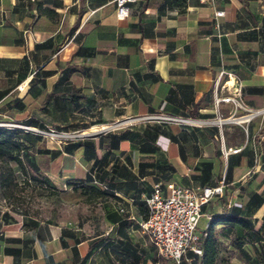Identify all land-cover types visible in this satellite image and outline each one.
<instances>
[{
    "label": "crops",
    "instance_id": "obj_1",
    "mask_svg": "<svg viewBox=\"0 0 264 264\" xmlns=\"http://www.w3.org/2000/svg\"><path fill=\"white\" fill-rule=\"evenodd\" d=\"M116 1L0 0V123L75 136L25 142L27 173L104 193L83 194L99 215L81 224L37 219L0 196V264H156L140 224L157 185L224 184L205 212L244 207L264 233V0H136L126 19ZM232 191L246 199L224 206Z\"/></svg>",
    "mask_w": 264,
    "mask_h": 264
},
{
    "label": "built area",
    "instance_id": "obj_2",
    "mask_svg": "<svg viewBox=\"0 0 264 264\" xmlns=\"http://www.w3.org/2000/svg\"><path fill=\"white\" fill-rule=\"evenodd\" d=\"M136 0H117V16L120 19L129 17V5ZM225 0H200L201 4L215 7ZM225 12L218 10L214 13L217 28H220L218 19L225 17ZM224 102H232L237 108L243 109V104L239 99L224 98ZM220 104V101H217ZM156 121H163L177 124H192L195 121L186 118L149 117ZM223 120H217L214 124H222ZM0 127L19 128L25 131H37L32 127L0 124ZM39 132V131H38ZM241 150H235L238 153ZM223 157L228 160L231 151L223 145ZM153 194L148 197L147 203L148 216L141 224L144 234L151 240L158 254L164 259L174 264H193L195 257H198V264H201L203 249L201 245L208 235V229L212 221V215L205 212V208L212 205L216 198L223 197L225 186L221 184L217 187H187L173 186L168 194H165L160 185H157ZM237 206V205H235ZM234 206V207H235ZM206 217L208 225L203 231L199 230L201 219ZM192 254V256H191Z\"/></svg>",
    "mask_w": 264,
    "mask_h": 264
},
{
    "label": "rangeland",
    "instance_id": "obj_3",
    "mask_svg": "<svg viewBox=\"0 0 264 264\" xmlns=\"http://www.w3.org/2000/svg\"><path fill=\"white\" fill-rule=\"evenodd\" d=\"M215 121L211 123L214 124ZM34 129L37 131H32V133L44 135L47 141L46 145L50 147H59L58 145H62L63 142L75 139L73 135L62 134L57 131L47 133L37 128ZM27 178L28 181H26ZM34 179L42 181L44 178L31 171H29L28 177L19 173V184L15 186L13 195L6 201L10 208L27 213L37 219L55 223L70 221H76L80 224L82 221L87 223V219L99 215L97 207L92 203H87L88 200L83 195L84 190L81 188L69 187L67 190L61 191L60 188L56 187L57 185L48 184L45 187L40 182H35ZM253 179L254 174L251 173L247 177L246 191L251 186L250 181ZM243 194L244 196L241 197V192H229L227 199L223 202L224 206L232 205L240 199L245 200L246 193ZM218 216L216 215V217ZM201 220L199 230L203 231L208 225V219L203 217ZM93 224L91 223V226ZM226 230L227 228L224 229L222 226L215 228V233L219 235L221 240L220 258L217 264H264V245L257 241V236L250 229L241 231V228H237V231L229 236L226 235ZM261 234L264 236L263 232ZM154 260L158 264H173L156 252H154Z\"/></svg>",
    "mask_w": 264,
    "mask_h": 264
},
{
    "label": "trees",
    "instance_id": "obj_4",
    "mask_svg": "<svg viewBox=\"0 0 264 264\" xmlns=\"http://www.w3.org/2000/svg\"><path fill=\"white\" fill-rule=\"evenodd\" d=\"M2 123V122H1ZM0 123V124H1ZM24 126H29L33 128H39L34 125L32 122L28 124H23ZM41 130V128H39ZM25 139V140H24ZM43 139L42 135L32 133L17 128H8L0 127V196L2 199L7 201L14 192L15 186L19 184V172L11 166V162H16L18 164L19 170L23 175L28 177V173L25 168L23 159L20 155V152L26 148V143L28 142L31 147L34 149L36 144ZM15 151V153H13ZM35 182H40L41 185H48L49 183L46 180L39 181L37 179ZM28 181V178L26 179ZM88 190H91V196L98 194L102 196L104 193L98 191L97 189H85L83 194H88ZM255 196L249 201V204H256L255 208H258L262 204V200L257 199ZM206 209V208H205ZM244 214V207L235 206L231 208V211L228 215H222L214 217L210 223L208 229V237L204 239L201 248L203 249V256L201 258V264H217L220 256V246L221 240L219 235L215 233V228L222 226L224 229L227 228L226 235L234 234L237 231V228H241V231L245 229H250L256 236L257 241L262 243L264 237L261 234V231H256L254 229L253 222L250 221ZM148 216V211L146 213V219ZM224 232V231H223ZM192 256V254H191ZM196 261L193 264H198V257H195ZM173 263V262H172ZM174 264V263H173ZM187 264V263H186Z\"/></svg>",
    "mask_w": 264,
    "mask_h": 264
}]
</instances>
